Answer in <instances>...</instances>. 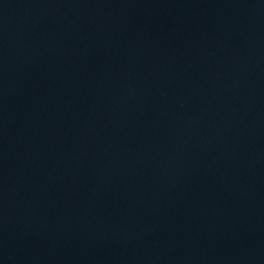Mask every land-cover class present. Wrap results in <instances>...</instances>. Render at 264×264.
I'll use <instances>...</instances> for the list:
<instances>
[{"label":"water","instance_id":"obj_1","mask_svg":"<svg viewBox=\"0 0 264 264\" xmlns=\"http://www.w3.org/2000/svg\"><path fill=\"white\" fill-rule=\"evenodd\" d=\"M0 264H264V0H0Z\"/></svg>","mask_w":264,"mask_h":264}]
</instances>
